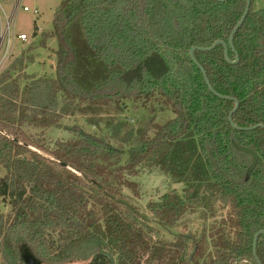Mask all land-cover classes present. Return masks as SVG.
<instances>
[{
    "label": "trees",
    "instance_id": "1",
    "mask_svg": "<svg viewBox=\"0 0 264 264\" xmlns=\"http://www.w3.org/2000/svg\"><path fill=\"white\" fill-rule=\"evenodd\" d=\"M254 2L234 37L237 53L229 49L237 64L222 45L195 52L224 99L209 90L190 51L228 44L247 0L62 1L45 36L58 42L56 78H27L22 87L11 76L16 64L0 75V199L11 206L0 216L1 264H28L22 248L40 264H111L102 251L116 264H264V235L253 253L264 231V128L239 130L229 121L237 100L238 128L264 126V10L255 11ZM75 71L87 73L89 87ZM155 98L175 118L154 125L152 137L150 128L139 131L128 150L60 123L74 109ZM52 128L74 138L50 142L25 131ZM145 169L184 186L182 195L168 192L148 206L164 229L190 209H230L202 263L205 241L190 253V235L155 240L151 218L125 198Z\"/></svg>",
    "mask_w": 264,
    "mask_h": 264
},
{
    "label": "rangeland",
    "instance_id": "2",
    "mask_svg": "<svg viewBox=\"0 0 264 264\" xmlns=\"http://www.w3.org/2000/svg\"><path fill=\"white\" fill-rule=\"evenodd\" d=\"M62 1L23 0L22 8L14 16L13 26L14 32L17 35H27L28 41L16 43L13 55L2 71L1 76L11 71L12 66L16 64V70L11 71V76L13 80L17 79L22 87L29 82L28 80H31L30 78H56L58 42L54 37L46 39L45 36H50L53 33L54 13ZM0 3L10 16L13 10L12 0H0ZM24 6L29 7L31 12H24ZM35 9L39 11L38 15L34 14ZM254 10H264V0H255ZM70 32H72L74 43L78 44L76 29L73 28ZM81 51H84V49H81ZM21 60L23 65H19ZM81 72L75 71V74L78 75ZM27 78L29 79L26 80ZM78 80L83 86H90V77L87 73L82 72ZM84 111L82 113L79 109H74L69 115L64 116L60 123L62 126L80 127L86 133L105 139L113 146L123 150H128L133 145L139 131L143 132L150 128L149 136L152 137L155 131L154 125H163L175 118L172 110L158 98L151 101L125 100L118 106L112 105L110 108ZM94 121L98 123H93ZM25 131L29 136L37 138L40 135L41 138L50 142L58 139L70 140L74 138V134L69 131L55 128L46 131L42 135L38 129H25ZM5 174L6 171L0 168V178ZM133 181L137 186L133 189L125 188L123 194L131 204L151 218L147 228L155 240L175 242L180 234L190 235L192 236L189 243L190 253L194 249V242L201 240L206 242L207 250L201 263L206 260L207 255L213 253L211 234L225 226L224 222L230 210L228 207L222 208L220 203L215 204L216 214L207 213L202 208L190 209L175 227L164 229L152 219L148 206L152 202H158L168 192H177L182 195L184 186L176 184L158 171L149 169L141 171L140 175L134 178ZM10 212L9 201L0 199V216L6 218ZM22 254L27 258L28 264H40L35 262L31 255H28V249L22 248ZM1 262L0 252V264ZM65 264H87V262L76 261Z\"/></svg>",
    "mask_w": 264,
    "mask_h": 264
},
{
    "label": "water",
    "instance_id": "3",
    "mask_svg": "<svg viewBox=\"0 0 264 264\" xmlns=\"http://www.w3.org/2000/svg\"><path fill=\"white\" fill-rule=\"evenodd\" d=\"M230 0H220V2L222 3H226ZM251 3H252V0H247V6H246V10L244 12V15L242 17V19L240 20V22L238 23V25L234 28L232 34H231V37H230V40H229V43H225L223 41H217L215 42L211 47L209 48H192L191 51H190V57L193 61V63L198 66L199 68H201L198 60L196 59L195 57V52L196 51H202V52H210V51H213L217 46L219 45H222L224 47V51H225V57H226V60L229 62V63H232V64H237L239 62V57H237L236 61L235 62H232L230 59H229V49H232L234 52L237 53L236 49H235V45H234V37L236 35V33L238 32V30L241 28V26L244 24L249 12H250V7H251ZM203 74H204V77H205V80H206V83L208 85V88L209 90L214 94L216 95L217 97L219 98H224V99H230L228 97H224L220 94H218L212 87V85L210 84L209 80H208V77H207V74L205 72V70L203 68H201ZM235 108L234 110L231 112V114L229 115V121H230V124L232 125L233 128L235 129H239V130H245V131H249V130H256L258 128H264L263 125H257V126H254V127H251V128H238L235 124H234V121H233V115L234 113L237 112V110L239 109V102L237 100H235ZM260 235H264V231H261L259 232L258 234H256L255 238H254V242H253V253L255 255V257H257V243H258V238ZM101 255L103 256H106L109 261L111 262V264H116V261H115V258L109 254L108 252H105V251H102L101 252ZM258 264H261L260 262H258Z\"/></svg>",
    "mask_w": 264,
    "mask_h": 264
},
{
    "label": "built area",
    "instance_id": "4",
    "mask_svg": "<svg viewBox=\"0 0 264 264\" xmlns=\"http://www.w3.org/2000/svg\"><path fill=\"white\" fill-rule=\"evenodd\" d=\"M23 0H12L13 10L10 16L0 3V75L5 66L11 59L16 43L28 41L25 34H16L14 32L13 20L14 16L22 8ZM24 12H31L27 6L23 7ZM39 11L34 10V14L38 15Z\"/></svg>",
    "mask_w": 264,
    "mask_h": 264
},
{
    "label": "crops",
    "instance_id": "5",
    "mask_svg": "<svg viewBox=\"0 0 264 264\" xmlns=\"http://www.w3.org/2000/svg\"><path fill=\"white\" fill-rule=\"evenodd\" d=\"M38 17H39V16H38ZM30 63H31V64H34V63H32V62H30ZM30 63H29V64H30Z\"/></svg>",
    "mask_w": 264,
    "mask_h": 264
}]
</instances>
